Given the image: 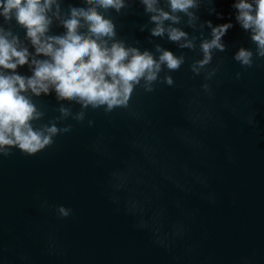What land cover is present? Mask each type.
I'll list each match as a JSON object with an SVG mask.
<instances>
[{"label":"water","instance_id":"obj_1","mask_svg":"<svg viewBox=\"0 0 264 264\" xmlns=\"http://www.w3.org/2000/svg\"><path fill=\"white\" fill-rule=\"evenodd\" d=\"M238 0H194L173 11L157 0H54L45 37L63 36L72 10L95 7L114 25L111 47L170 51L153 80L133 83L109 107L79 97L23 94L34 130L50 142L34 154L0 149V264H264V49L237 20ZM255 3V0H252ZM160 11L170 17L153 34ZM78 31L91 36L79 18ZM230 24L205 61L202 45ZM183 31L179 40L170 30ZM0 34L28 62L0 72L33 75L38 54L14 13ZM250 53L247 63L240 50ZM55 127V132L49 129Z\"/></svg>","mask_w":264,"mask_h":264},{"label":"clouds","instance_id":"obj_2","mask_svg":"<svg viewBox=\"0 0 264 264\" xmlns=\"http://www.w3.org/2000/svg\"><path fill=\"white\" fill-rule=\"evenodd\" d=\"M54 0H0V15L15 19L27 29L38 54L50 57L49 60L32 61L35 64L33 75L25 78L19 74L6 75L0 72V149L5 146H16L28 154H34L50 142V135L36 131L30 121L35 117V106L23 93L31 90L39 95L47 93L54 85L61 96L79 97L89 103H106L109 107L127 101L133 83L141 77L153 80L159 70L160 62H166L169 68H176L180 61L170 51L154 60L148 52L126 48L121 43L108 47L101 43L100 37H111L114 25L99 13L95 7L73 9L69 19L64 21L66 33L60 37H45L49 18L46 15ZM100 7L123 6V0H96ZM157 0H144L148 11L155 8ZM173 11H186L194 0H169ZM237 20L245 29L253 30V40L264 49V0H238ZM83 16L89 23L91 36L78 31L79 18ZM170 17L168 12L160 11L152 19L157 22L153 34L164 32L162 22ZM230 24L213 29V39L202 47L206 62L213 47L223 49L221 37ZM170 39L179 40L185 36L183 31L170 30ZM250 53L240 50L237 58L247 63ZM27 49H18L7 36L0 34V67L16 69L18 65L28 62ZM55 127L49 132H55Z\"/></svg>","mask_w":264,"mask_h":264}]
</instances>
